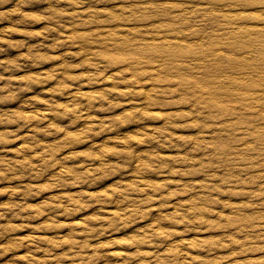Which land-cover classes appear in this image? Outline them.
I'll use <instances>...</instances> for the list:
<instances>
[{"label":"rangeland","instance_id":"1","mask_svg":"<svg viewBox=\"0 0 264 264\" xmlns=\"http://www.w3.org/2000/svg\"><path fill=\"white\" fill-rule=\"evenodd\" d=\"M0 264H264V0H0Z\"/></svg>","mask_w":264,"mask_h":264}]
</instances>
